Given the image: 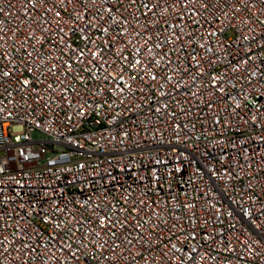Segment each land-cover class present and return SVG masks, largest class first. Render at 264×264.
Segmentation results:
<instances>
[{
	"label": "built area",
	"instance_id": "2783aa9c",
	"mask_svg": "<svg viewBox=\"0 0 264 264\" xmlns=\"http://www.w3.org/2000/svg\"><path fill=\"white\" fill-rule=\"evenodd\" d=\"M0 264H264V0H0Z\"/></svg>",
	"mask_w": 264,
	"mask_h": 264
}]
</instances>
